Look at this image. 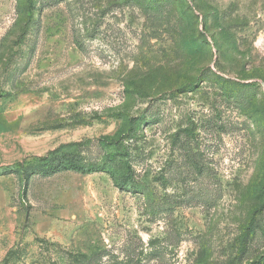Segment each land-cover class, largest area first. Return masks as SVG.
<instances>
[{
    "label": "rangeland",
    "instance_id": "rangeland-1",
    "mask_svg": "<svg viewBox=\"0 0 264 264\" xmlns=\"http://www.w3.org/2000/svg\"><path fill=\"white\" fill-rule=\"evenodd\" d=\"M27 11L0 0V171L123 150L148 191L0 174V264L264 260V0H34L30 26Z\"/></svg>",
    "mask_w": 264,
    "mask_h": 264
},
{
    "label": "trees",
    "instance_id": "trees-1",
    "mask_svg": "<svg viewBox=\"0 0 264 264\" xmlns=\"http://www.w3.org/2000/svg\"><path fill=\"white\" fill-rule=\"evenodd\" d=\"M25 1L28 4L27 23L30 26V24L32 23V14L34 10V0H25ZM129 1L137 3L139 0H129ZM193 85H196V82L190 83L184 87L187 88L186 90H190V88H192ZM120 141L121 139L119 138V136L116 137V136L104 134L98 137V142L101 145L113 148L114 151H117L119 149ZM180 145L184 153H187L186 149L188 147V141H182ZM60 150L61 149H55L48 152L46 155L39 157L38 158L39 166L24 165V164H19L18 166H12V167L8 166L6 168H3L0 171V174L5 175L8 173H15L18 175L20 181L21 180L28 181L30 176L34 173L46 177L53 175L54 173H57L64 169H71L83 173L104 171L110 175L114 186H116L121 190L126 189L133 192L140 191L143 194L147 193L148 191L147 187L144 184H142L139 181V179L136 178L135 169L132 166V161L129 160L130 155L127 154L126 152H123V150L122 151L119 150V153L117 154L115 152L107 153V155L100 162H91L90 164H84L82 163V160H79V158L74 157L72 155L70 156L64 155ZM200 167H202L200 166V164H195V168H197L198 172L202 171ZM160 179H162L161 181H165L164 176H162ZM201 196L202 194L196 193L194 197L198 198ZM259 197L264 201V182L260 187ZM167 210L168 208H164V207L160 208V211L162 212H165ZM253 221H255V210L252 213V218L250 220V223H248L247 230L244 232L243 236L240 239L241 243L239 250L242 252L245 251V249L247 248L248 234L253 236V232H252L253 230L252 225L254 224ZM250 228L252 233L251 232L249 233ZM73 259L74 261H78V263H82L81 260H78V258H76L75 256H73ZM258 264H264V260L260 261V263Z\"/></svg>",
    "mask_w": 264,
    "mask_h": 264
}]
</instances>
